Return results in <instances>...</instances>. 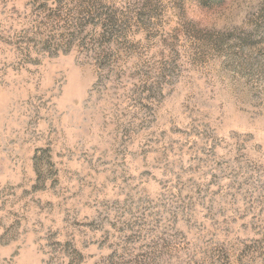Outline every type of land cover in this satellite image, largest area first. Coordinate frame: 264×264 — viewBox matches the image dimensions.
<instances>
[{"label": "rangeland", "instance_id": "1", "mask_svg": "<svg viewBox=\"0 0 264 264\" xmlns=\"http://www.w3.org/2000/svg\"><path fill=\"white\" fill-rule=\"evenodd\" d=\"M0 264H264V0H0Z\"/></svg>", "mask_w": 264, "mask_h": 264}]
</instances>
